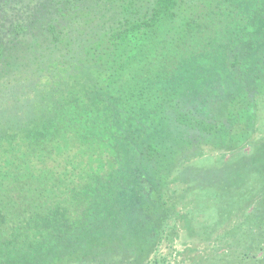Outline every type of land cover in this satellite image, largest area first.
Segmentation results:
<instances>
[{
	"label": "trees",
	"instance_id": "16d2710c",
	"mask_svg": "<svg viewBox=\"0 0 264 264\" xmlns=\"http://www.w3.org/2000/svg\"><path fill=\"white\" fill-rule=\"evenodd\" d=\"M91 1L114 16L79 48L50 23L64 57L0 106V264H158L190 193L254 175L263 200L249 212H264V148L195 164L256 135L264 0Z\"/></svg>",
	"mask_w": 264,
	"mask_h": 264
},
{
	"label": "rangeland",
	"instance_id": "374dc122",
	"mask_svg": "<svg viewBox=\"0 0 264 264\" xmlns=\"http://www.w3.org/2000/svg\"><path fill=\"white\" fill-rule=\"evenodd\" d=\"M103 14L114 16L91 0H0V106L33 94L46 64L64 57L65 51L54 46L46 32L50 23L68 29L79 48ZM259 105L256 135L244 148L235 153L206 155L195 164L222 168L236 157L251 154L256 147L264 148V97ZM248 179L245 188L232 187V193L224 189L215 194L206 185L190 193L179 205L183 212L190 211V216L179 225L174 245H161L152 260H158V264H264V259H252L253 252L264 247V212H258L260 217L257 212H249L263 200L261 178L254 175ZM239 191L232 202L230 197Z\"/></svg>",
	"mask_w": 264,
	"mask_h": 264
}]
</instances>
